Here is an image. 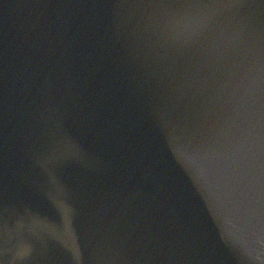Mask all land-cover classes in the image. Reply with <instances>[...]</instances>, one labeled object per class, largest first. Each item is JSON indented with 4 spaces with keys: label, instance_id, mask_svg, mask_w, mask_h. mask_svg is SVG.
I'll return each instance as SVG.
<instances>
[{
    "label": "water",
    "instance_id": "obj_1",
    "mask_svg": "<svg viewBox=\"0 0 264 264\" xmlns=\"http://www.w3.org/2000/svg\"><path fill=\"white\" fill-rule=\"evenodd\" d=\"M0 264H264V0H0Z\"/></svg>",
    "mask_w": 264,
    "mask_h": 264
}]
</instances>
